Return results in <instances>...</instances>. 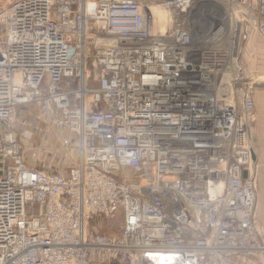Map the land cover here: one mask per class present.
I'll return each mask as SVG.
<instances>
[{"label": "built area", "instance_id": "obj_1", "mask_svg": "<svg viewBox=\"0 0 264 264\" xmlns=\"http://www.w3.org/2000/svg\"><path fill=\"white\" fill-rule=\"evenodd\" d=\"M92 1L0 0V264H264L234 53L243 28L264 37V0H226L243 17L231 53L216 45L230 17L206 20L223 1ZM29 106L76 139L74 161L28 165Z\"/></svg>", "mask_w": 264, "mask_h": 264}, {"label": "rangeland", "instance_id": "obj_2", "mask_svg": "<svg viewBox=\"0 0 264 264\" xmlns=\"http://www.w3.org/2000/svg\"><path fill=\"white\" fill-rule=\"evenodd\" d=\"M252 41L251 48L247 47L248 40ZM264 37L253 27L243 28L241 41L237 50V66L240 74L246 82L249 76H260V67L264 64ZM264 52V50H263ZM246 53V55H245ZM250 57V60L247 59ZM263 71V70H262ZM256 74V75H255ZM254 86L255 113L249 126V144L254 151L255 159L251 164V171L254 177V206L252 208V226L255 227L258 235L264 240V91L259 92ZM256 95V97H255ZM37 109L34 106L19 110L16 127L19 130H33L34 127H41L42 131H32L31 139L25 143V155L29 166L41 170L57 171L68 163L67 158L72 161L76 159L73 146L77 141L66 131H55L36 119ZM70 142V150L66 151L63 144ZM37 207L30 212L35 213ZM120 215L111 214L107 219L96 220V226L101 233L116 234L120 225ZM119 264V263H115Z\"/></svg>", "mask_w": 264, "mask_h": 264}, {"label": "bare ground", "instance_id": "obj_3", "mask_svg": "<svg viewBox=\"0 0 264 264\" xmlns=\"http://www.w3.org/2000/svg\"><path fill=\"white\" fill-rule=\"evenodd\" d=\"M220 1H223L224 7H222V6L220 7L219 3L216 2L211 7V11H212L211 14L210 15L206 14V20L208 19V21H209V17H211L213 20L214 19H219V15H220V17H224L225 16L224 18L221 19L222 21L226 20L228 17H230V26L223 32V34H221V35H223V37L219 36V37L216 38L217 39L216 40V43H217L216 45L223 46L227 51H229V53H231L232 49H233L232 45H231V41H232L231 36L233 34L232 33L233 25L231 24V17L237 22V23L235 22L236 24H238L237 27L241 26L239 23L241 22L243 17H242V15H240V13L236 10L235 7L232 10L231 9L229 10L228 1H226V0H220ZM89 2H90V6H91L93 1L89 0ZM218 9H219V11H218ZM222 11H225V14H222ZM229 11H231V13ZM154 13L157 15L161 26L162 27H166L168 25V20H169L168 12H166L163 9L159 8ZM204 20H205V14H204ZM240 32L241 31H238V33H237L238 34L237 35L238 36V40H240ZM253 46H252V41L249 38L248 43H247V47L251 48ZM235 47H236V49H235L234 53H236V51L239 49V42H237ZM263 50L264 49H262L261 53H264ZM245 55H246V53H245ZM233 57H234V54H232L231 66L233 67V69L235 68L234 71H233L235 73V70H236L235 60H236V58H233ZM247 59L250 60V57H248ZM260 69H261V73H260L261 75L259 77L258 76H254V75L253 76H249L248 84L252 88H254V86H255V87H257V89H264V64L260 67ZM227 78L228 77H226L225 79H227ZM258 91L261 92V91H264V90H258ZM255 97H256V95H255ZM247 223H248V220H247Z\"/></svg>", "mask_w": 264, "mask_h": 264}, {"label": "water", "instance_id": "obj_4", "mask_svg": "<svg viewBox=\"0 0 264 264\" xmlns=\"http://www.w3.org/2000/svg\"><path fill=\"white\" fill-rule=\"evenodd\" d=\"M252 158L255 159V154L254 153L252 154ZM0 166H1V164H0ZM0 174H1V172H0ZM245 175H246V173H244V176Z\"/></svg>", "mask_w": 264, "mask_h": 264}]
</instances>
